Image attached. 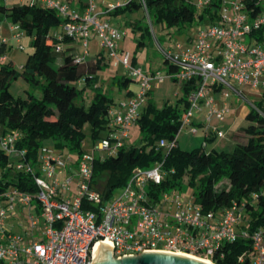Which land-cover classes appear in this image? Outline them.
<instances>
[{"label":"built area","instance_id":"built-area-1","mask_svg":"<svg viewBox=\"0 0 264 264\" xmlns=\"http://www.w3.org/2000/svg\"><path fill=\"white\" fill-rule=\"evenodd\" d=\"M8 1L0 0V4ZM16 1L56 12L62 20L58 26L61 30L49 31V35L57 41L68 38L75 47V42L80 43L83 51L75 52L77 63L85 61L89 38L97 36L108 60L121 64L138 88L131 99L121 104V109H109L107 135L97 141L91 153L82 152L76 160L47 146H42L33 159L28 156V147L17 146L21 132L3 131L0 126V149L12 160L9 167L30 176L36 189L28 192L5 185L0 175V264H91L98 242L111 244L115 258L158 251L212 262V253L222 243L245 236L251 237L252 264H264V231L259 228L250 232L240 227L244 218L242 204L233 201L217 212L204 211L194 193L163 189L154 196L149 192L150 186L164 179L163 160L151 167H136L126 184L106 200L93 187L94 159L115 155L124 145L154 78L132 62L129 51L119 49L126 30L112 24L106 16L118 7L137 4L151 22L147 0ZM213 2L217 6H211ZM263 2L254 1L255 6L261 7L252 14L254 6L247 9L245 0H199L194 5L197 12L210 9L203 21L193 25L194 37L186 44L175 43L166 49L158 46L166 64L173 68L171 78L182 90L187 89L178 131L173 138L158 142L165 153L178 145V135L186 127L192 135L203 133V148L210 138H224L222 126L231 110V93L245 100V87L264 89ZM8 30L9 40L24 50L26 31L18 22H11ZM6 42L0 35V63L7 60ZM61 48L57 43L56 51ZM84 203L94 208L84 207ZM20 216L22 233L18 234L13 231L10 218Z\"/></svg>","mask_w":264,"mask_h":264},{"label":"trees","instance_id":"trees-1","mask_svg":"<svg viewBox=\"0 0 264 264\" xmlns=\"http://www.w3.org/2000/svg\"><path fill=\"white\" fill-rule=\"evenodd\" d=\"M255 0H245V6L255 14L261 6H255ZM150 18L162 27L193 26L203 21L204 14L210 8L197 12L187 0H147ZM264 3V2H263ZM211 6H217L213 2ZM137 4L118 7L110 15L139 10ZM11 18L18 22L31 36L32 51L24 64L16 70L12 61L0 63V126L3 131L19 130L22 137L17 146L29 148L28 156L33 159L44 146L45 140H51L56 148H67L81 154L80 144L85 136L82 128L90 125L92 139L99 140L107 135L111 118L108 111L113 100L103 91L96 89L87 106L76 105L75 97L93 83L95 73L104 65L101 53L92 62H75L76 47L68 38L57 41L49 35L53 27L62 20L52 9L28 4H0V17ZM132 29L140 28L132 21ZM57 43L62 48L56 51ZM135 63V57L132 60ZM168 65V64H167ZM173 68L167 66V72ZM22 78L29 85L39 88L41 98L28 93L27 97H15L9 91L13 80ZM82 81V88L76 83ZM132 81L123 75L116 79L120 86ZM186 92V88L183 87ZM132 94L131 90L127 91ZM185 105L181 97L173 104H164L157 108L148 101L139 112L135 124L139 126L141 138L137 145H123L115 155L103 159L96 157L93 163L92 183L102 172L107 173L101 193L103 199L124 186L136 167L147 168L163 160L165 175L158 185L149 187L154 196L161 190H181L183 183L194 187L197 204L204 211L217 212L233 201L242 204L243 223L250 232L259 228L264 231V89L259 100L252 103L245 115V122L233 134L232 143L226 149L203 147L182 150L178 145L167 153L158 146L161 139H171L180 127L179 116ZM105 132L101 134V132ZM210 138L208 141L213 140ZM12 160L0 149V175L5 185H14L28 192L35 191L30 176L13 172L9 163ZM84 207L94 206L84 203ZM251 237H238L233 242L222 243L212 253L213 264H252Z\"/></svg>","mask_w":264,"mask_h":264},{"label":"rangeland","instance_id":"rangeland-1","mask_svg":"<svg viewBox=\"0 0 264 264\" xmlns=\"http://www.w3.org/2000/svg\"><path fill=\"white\" fill-rule=\"evenodd\" d=\"M86 2V0H82ZM100 2V0H96ZM190 4L196 5L199 0H187ZM16 0H9L7 5L11 6L15 4ZM107 19L112 24L121 25L126 30V36L119 42V47L124 48L129 51L131 58L135 57L137 61L135 64L140 65L149 76H154L153 79L150 80V92L146 97L145 101L140 105V111L143 110L145 106H147L148 101L154 103L157 108H162L164 104H175L177 100L183 97V90L180 84L174 81L171 78L170 72H167V64L164 54L159 50L161 48L174 47L175 43L186 44L189 38H193L195 35V26H184L182 28H177L176 26L170 27H162L160 24L154 22L151 19V22H148L145 17L143 9L139 8V10L130 13L124 12L118 15H107ZM132 21H137L140 28L132 29L131 23ZM12 20L9 17L1 16L0 17V35L3 38H6V47L5 53L7 55V60L12 61V65L16 70L20 69L28 56V54L32 51V47L30 45L31 36H27L23 43L25 45L24 50H19L12 41L9 40V30L8 25L11 24ZM60 27H53L50 29V33H54L55 31H60ZM76 52L81 54L83 51L80 43H76ZM101 53V56L104 57L103 61L104 65L95 73V77L93 79V83L86 88H83L79 94L75 97L74 103L76 105H85L87 106L90 102V99L93 95V92L96 89L103 91L104 94L111 97L113 100L112 108L113 109H121V104L127 102L133 95H135L136 90L138 88V84L136 80H132L128 82L127 86H120L116 83V79L123 75L127 76V72L125 68L121 64H117L112 60H108L105 56V50L99 44V39L97 36L93 34L89 38V46H88V55L86 56V60L91 61L94 59L97 54ZM107 58V59H106ZM4 61V62H6ZM3 62V63H4ZM162 77V79H159ZM264 79V78H263ZM84 83L82 81H78L76 86L78 88H82ZM131 90L133 93L128 94L127 91ZM10 93L15 97H27L28 93H32L35 97L41 98L42 93L39 88L33 87L29 85L22 78H17L12 81L9 86ZM244 91L250 92L245 95V100H243L244 104L251 107L254 101L259 100L260 95L262 93V88H257L255 90H250L245 87ZM228 101L231 103L241 102L242 98L238 95L231 93ZM233 109V106H231ZM245 116L239 115L238 120L233 121L232 123H226L222 126V130L225 132V137L218 140L217 142H221L223 145V149L228 148L232 143L233 134L237 131V129L244 124ZM236 122V123H235ZM85 136L80 144V147L83 152L91 153L94 146L96 145L98 140H93L90 131V125L88 123L84 124L82 128ZM105 132H101L104 134ZM141 138V132L139 126L137 124L132 125L128 130V136L125 138V145H137ZM203 139V135L201 131L192 135L188 131V127L183 128L178 135V145L182 150H191L194 148L201 147V141ZM211 144H208L206 151L211 150ZM44 146L49 148H53L58 152L63 153V155L70 156L73 160L77 159V153L69 151L67 148H56L51 140H45ZM222 146H218L216 150H221ZM98 155L97 152H95ZM104 154H106L104 152ZM107 178V173L102 172L96 177V182L93 185L94 188L99 191L103 188V183ZM183 193L190 195L194 191V187L189 186L186 181L183 183V188L181 189ZM72 191L74 192V186L72 187ZM180 191V190H179ZM72 192V195H73ZM19 219H23V216L18 218H10V222H14L13 231L15 233H22V226L18 225ZM206 259V258H204ZM212 263V262H211Z\"/></svg>","mask_w":264,"mask_h":264},{"label":"water","instance_id":"water-1","mask_svg":"<svg viewBox=\"0 0 264 264\" xmlns=\"http://www.w3.org/2000/svg\"><path fill=\"white\" fill-rule=\"evenodd\" d=\"M91 264H207L197 258L168 252L145 251L141 254L123 255L121 258H115L112 255V245L109 243H100L95 251ZM213 264V263H212Z\"/></svg>","mask_w":264,"mask_h":264},{"label":"crops","instance_id":"crops-1","mask_svg":"<svg viewBox=\"0 0 264 264\" xmlns=\"http://www.w3.org/2000/svg\"><path fill=\"white\" fill-rule=\"evenodd\" d=\"M119 26H121V25H119ZM122 27V26H121ZM124 39V38H123ZM119 49L120 50H125L123 47L122 48H120L119 47ZM87 58V57H86ZM86 58H85V61L84 62H86V61H88V60H86ZM133 58L134 57H132V60H133ZM107 59V58H106ZM94 59H92L90 62H92ZM135 61H137L136 60V58H135ZM252 91V90H251ZM132 92V91H131ZM133 93V92H132ZM247 93H250V92H247ZM250 95H251V93H250ZM231 106H233V109L231 108V110H230V112L226 115V117H225V121H226V123H232L233 121H236L237 122V120H238V116L239 115H246V113H247V111H248V109L250 108L249 106H247V105H245L244 104V102H243V100L241 101V102H234V103H232L231 102ZM235 122V123H236ZM199 133V132H198ZM197 133V134H198ZM202 133V132H201ZM202 135H203V133H202ZM203 138H204V136H203ZM214 140V139H213ZM213 140H211V141H213ZM202 141H203V139H202ZM201 141V142H202ZM211 141H208L207 142V144H206V146L204 147V149L206 150V148H207V146H208V144H211L210 146H211V149H216L218 146H222V147H220V148H224L223 147V145L224 144H222L220 141L219 142H217L218 140H215L214 142H212L211 143ZM124 145H125V143H124ZM179 146V145H178ZM72 193V192H71Z\"/></svg>","mask_w":264,"mask_h":264},{"label":"bare ground","instance_id":"bare-ground-1","mask_svg":"<svg viewBox=\"0 0 264 264\" xmlns=\"http://www.w3.org/2000/svg\"><path fill=\"white\" fill-rule=\"evenodd\" d=\"M100 243H103V242H98V243L96 244V246H95V248H94V253H95V251L98 249ZM192 257L195 258V256H192ZM196 258H197V260H200V261L205 262V263H207V264H212L208 259L199 258V257H196Z\"/></svg>","mask_w":264,"mask_h":264}]
</instances>
